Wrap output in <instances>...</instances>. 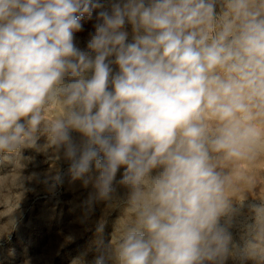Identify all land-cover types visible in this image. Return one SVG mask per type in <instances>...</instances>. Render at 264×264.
Returning a JSON list of instances; mask_svg holds the SVG:
<instances>
[{"label":"clouds","instance_id":"clouds-1","mask_svg":"<svg viewBox=\"0 0 264 264\" xmlns=\"http://www.w3.org/2000/svg\"><path fill=\"white\" fill-rule=\"evenodd\" d=\"M23 149L62 150L98 200L127 189L89 264H223L242 202L228 165L264 153V0H0V159Z\"/></svg>","mask_w":264,"mask_h":264},{"label":"rangeland","instance_id":"rangeland-1","mask_svg":"<svg viewBox=\"0 0 264 264\" xmlns=\"http://www.w3.org/2000/svg\"><path fill=\"white\" fill-rule=\"evenodd\" d=\"M102 2L107 7L109 0ZM99 11L95 10L91 19L86 17L83 30L75 34L81 50H86ZM125 30L131 41V26L126 25ZM113 69L117 70L115 65ZM58 113V108H49L45 119ZM71 136L77 143L82 139L77 132ZM37 143L43 146L46 137L41 136ZM68 168L62 150L23 149L10 159H0V264H74L78 260L89 264L111 247L112 239L116 243L119 233L114 234V230L123 215L121 201L127 189L118 186L112 201L98 200L94 179L85 185L82 180H74ZM228 168L235 184L233 196L242 202L234 201L238 211L227 225L230 254L223 264H264L259 257L243 254L248 240L257 244V250H264V234L249 231L255 223L251 206L264 202V153L253 162L230 164ZM122 172L123 168L117 180ZM92 175L94 178L98 173ZM101 222L103 231H97Z\"/></svg>","mask_w":264,"mask_h":264}]
</instances>
